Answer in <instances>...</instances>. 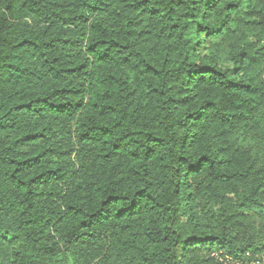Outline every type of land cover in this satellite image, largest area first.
<instances>
[{
    "label": "trees",
    "instance_id": "1",
    "mask_svg": "<svg viewBox=\"0 0 264 264\" xmlns=\"http://www.w3.org/2000/svg\"><path fill=\"white\" fill-rule=\"evenodd\" d=\"M0 264H264V0H0Z\"/></svg>",
    "mask_w": 264,
    "mask_h": 264
}]
</instances>
